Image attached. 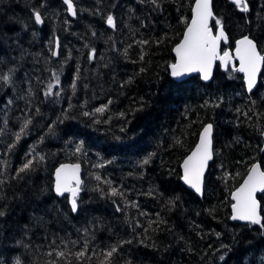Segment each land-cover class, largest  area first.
<instances>
[{
	"label": "trees",
	"instance_id": "trees-1",
	"mask_svg": "<svg viewBox=\"0 0 264 264\" xmlns=\"http://www.w3.org/2000/svg\"><path fill=\"white\" fill-rule=\"evenodd\" d=\"M194 1L73 0L72 20L62 0H0V71L16 69L14 85L0 82V264H264V229L231 219L232 191L254 164L264 171V61L250 92L240 72L218 63L208 82L174 80L173 48ZM245 3L248 11L212 0L211 28L221 20L222 51L247 36L264 57V0ZM49 83L59 97H45ZM29 87L26 103L18 97ZM25 118L32 123L17 142ZM208 124L213 158L198 197L181 181V163ZM26 159L35 170L12 179ZM64 163L81 166L76 213L67 195L54 193ZM257 200L264 221V191Z\"/></svg>",
	"mask_w": 264,
	"mask_h": 264
},
{
	"label": "snow or ice",
	"instance_id": "snow-or-ice-1",
	"mask_svg": "<svg viewBox=\"0 0 264 264\" xmlns=\"http://www.w3.org/2000/svg\"><path fill=\"white\" fill-rule=\"evenodd\" d=\"M233 3L237 5L242 11H248V5L245 0H232ZM63 3L67 5V11L75 16L76 11L74 9L73 0H63ZM154 5L158 6V0H152ZM213 17V13L210 8V0H195V5L192 8V20L187 27L183 40L175 46L173 51L175 52V62L170 64L171 75L173 77H181L185 73L199 72L201 78L204 81H208L211 76V67L214 60L219 59L225 65L228 62L230 56L228 51H224L223 55L220 56L217 53V48L221 40H226L222 22L219 19L215 20L217 26V33L213 35L212 31L209 29L208 20ZM35 22L37 24L42 23V16L39 11L34 13ZM106 23L109 27L115 28V19L113 15L109 14L106 17ZM140 43H147V41H141ZM236 58L240 62L239 68H234L233 71L242 72L245 75V80L247 87L251 90L256 83V73L259 71L260 63L264 61L257 51V44L253 39L245 36L241 40L236 42ZM127 50H125L126 52ZM53 52V55H56ZM95 58V50L89 54V60ZM143 59V56H141ZM4 61L0 59V63ZM16 69L9 68L7 72L0 71V82L4 85H14L13 75ZM79 71V70H78ZM143 71V69H142ZM52 79L59 83V74L53 72ZM73 91L76 89V81H73ZM45 97L50 96H60V92L53 91V84L49 83L44 91ZM32 96V89L29 87L26 95H20L18 98L28 102V98ZM13 101L9 100L8 104H12ZM111 103V101H109ZM107 109V105L98 107L95 109V113H103ZM2 111V110H0ZM39 113V108L36 109ZM84 116H91L93 113L85 111ZM123 115V114H121ZM62 122V121H61ZM32 123L30 118H25L20 126V131L13 133L15 140L20 141L23 135H27L26 130ZM7 128V115L4 112L3 126L0 127V135L5 134V129ZM212 125H206L204 127L203 133L201 134L200 143L197 145L195 151L184 161V181L189 184L197 193L201 192V176L208 159L211 158V153L209 151L210 146V135H211ZM49 131H52L51 126H49ZM123 131V129H121ZM81 146L77 145V150ZM15 148V144H8L7 149L11 152ZM28 154H26L27 156ZM32 155H35L33 152ZM43 157L36 156V162L42 160ZM149 158L142 161V164H148ZM0 164H7L5 161H0ZM80 166L77 165H61L60 168L56 170V183H55V193L57 196H63L65 193H71V211L76 213L78 211V201L76 199L78 192L80 191L81 181L78 176ZM35 170V165L33 159H26V161L16 169V175L12 177L14 180H22L24 176L29 172ZM4 176L3 169H0V177ZM97 180L100 179L99 176L96 177ZM73 181L75 186H73ZM5 183V180L0 179V186ZM264 191V171L260 170L259 165H253L249 170L248 176L244 179V182L240 187L232 193V200L235 203L232 204L233 220H243L248 221L252 225H261L264 229V221H262L261 216L257 212V202L254 198V193L257 190ZM117 190L115 188L111 189V195L116 196ZM4 197L0 195V199ZM5 213L0 211V217L4 216ZM261 235H264L262 231ZM73 244L77 243L75 241ZM130 243V242H128ZM85 248L87 244L85 243ZM118 251L117 247H112L109 251L105 253L107 258H111ZM57 257H63L64 252H56ZM77 259L84 256L83 251L75 253ZM221 260L224 256L220 257ZM16 264H21L19 259L16 260ZM55 264V262H53ZM105 264H110V260L106 261ZM130 264V262H129Z\"/></svg>",
	"mask_w": 264,
	"mask_h": 264
},
{
	"label": "water",
	"instance_id": "water-1",
	"mask_svg": "<svg viewBox=\"0 0 264 264\" xmlns=\"http://www.w3.org/2000/svg\"><path fill=\"white\" fill-rule=\"evenodd\" d=\"M62 3H63V0H62ZM63 5L65 6L66 11H67V5H65L64 3H63ZM194 5H195V1H194V4H193V7H194ZM193 7H192V8H193ZM210 8H211V11H212V0H210ZM212 13H213V11H212ZM67 15H68V17H69L70 19H72V20L75 19V16L71 15L68 11H67ZM191 20H192V15H191V19H190V21H189L187 27H188L189 24L191 23ZM212 20H214V15H213V17H210V18H209V20H208V26H209V29L212 31L213 35H215V34L217 33V29L215 30V32L212 30V28H211V22H212ZM187 27H186V29H187ZM186 29H185V31H186ZM185 31H184V33H185ZM184 33H183V35H182L180 41H179L177 44H179V43L183 40ZM224 33H225V32H224ZM225 36L227 37L226 34H225ZM242 38H243V37H242ZM242 38L237 39L236 42L239 41V40H241ZM236 42H235V44H234V48L232 49V51H231V50H226V51H228L229 54H230V56H229V58H228V62H227L226 65H225L224 63H222L219 59H216V60L213 61V63H212V67H211V76H210V79H209L208 81H210V80L212 79V76H213V72H214V68H215V64H216V62H218V63L220 64L222 70H226V68H227V66H228L229 64H230L233 68H239V66H240V62H239V60L236 58V46H237V45H236ZM227 43H228V37H227L226 40H221V41L219 42V45H218V48H217V53H218V55H220V56L223 55V53L221 54L220 49H221L222 44L226 45ZM177 44H176V45H177ZM176 45H175V46H176ZM175 46H174V48H175ZM174 48H173V49H174ZM57 51H58V46L56 45V46H55V50H54V52L57 53ZM257 51H258V49H257ZM173 53H174V56H175V52H174V51H173ZM258 53H259V52H258ZM54 57H57V54L54 55ZM175 59H176V56H175ZM261 66H262V62L260 63L259 71L256 73V83L254 84V86H253V88H252L251 90H249L248 87H247V83H246V80H245V75H244V73L240 72V73L243 75V81H244L245 87H246V89H247L248 92L253 91L254 88L256 87L257 82H258V78H259V74H260V71H261ZM170 73H171V70H170ZM196 75L200 76V78H201V74H200L199 72L185 73L183 76L178 77V78H177V77H173L172 75H171V77H172L174 80H176V81H182V80H185V79H187V78H189V77H191V76H196ZM201 80H202L203 82H208V81H204L202 78H201ZM208 125H209V124H208ZM203 130H204V128L201 130V132H200V134H199V137H198V140H197L196 145H195L194 148L190 151V153H189V154L183 159V161H182V163H181V181L183 182V184H184L188 189L192 190V191H193L198 197H201L202 194H203V186H204V178H205V174H206V172H207V170H208V166H209V164H210V162L212 161V158H213V152H212V150H213V141H212V132H213V128H212V130H211V135H210V141H211V143H210V146H209V151H210V153H211V158L207 160V162H206V164H205V167H204V170H203V173H202V176H201V192H200V193H197V192H196V191H195V190H194L189 184H187V183L184 181V179H183V176H184V169H183L182 166H183V164H184V161H185V160H186V159H187V158L193 153V151H195L197 145L200 143L201 134L203 133ZM77 164L80 166L79 163H64V164H61V165H77ZM61 165H59V166L55 169V171H54V188H55V183H56V170H57L58 168H60ZM254 165H258V164H254ZM259 167H260V166H259ZM251 168H252V167H251ZM251 168H250V169H251ZM250 169H249V170H250ZM260 170L263 171L261 168H260ZM248 174H249V171L247 172V174H246V176L244 177V179L248 176ZM78 176H79V179H80V181H81V183H82V180H81V166H80V168H79ZM244 179L242 180V182L239 184V186H238L234 191H236V190L240 187V185L244 182ZM73 186H75V182H74V181H73ZM80 188H81V186H80ZM234 191H232V193H233ZM79 192H80V191H79ZM79 192H78V194H79ZM262 192H263V191H261V190L258 189V190L254 193V198L256 199V202H257V205H258V207H257V212H258L259 215H260V204H259V202H258V200H257V194L262 193ZM54 193H55V190H54ZM232 193H231V199H232ZM55 194H56V193H55ZM64 195H67V196H68V200H69V204H70L71 193H65ZM77 196H78V195H77ZM76 198H77V197H76ZM232 201H233V200H232ZM233 203H235V201H233ZM70 206H71V204H70ZM232 216H233V210H232ZM231 219H232V218H231ZM232 220H233V219H232ZM233 221H237V222H239V223H249L248 221H243V220H233Z\"/></svg>",
	"mask_w": 264,
	"mask_h": 264
},
{
	"label": "flooded vegetation",
	"instance_id": "flooded-vegetation-1",
	"mask_svg": "<svg viewBox=\"0 0 264 264\" xmlns=\"http://www.w3.org/2000/svg\"><path fill=\"white\" fill-rule=\"evenodd\" d=\"M220 52H221V54L224 52V51H222V46H221V49H220ZM218 62H216V64H217ZM216 64H215V66H216ZM219 64V63H218ZM219 66H220V64H219ZM228 66H230V67H232L230 64L228 65ZM228 66H227V68H228ZM220 68H221V66H220ZM226 68V69H227ZM233 68V67H232Z\"/></svg>",
	"mask_w": 264,
	"mask_h": 264
}]
</instances>
